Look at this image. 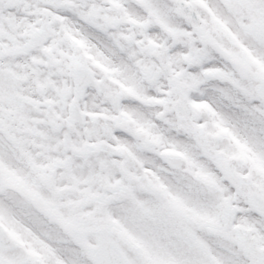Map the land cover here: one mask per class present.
Wrapping results in <instances>:
<instances>
[{
    "label": "snow or ice",
    "instance_id": "6c2138e0",
    "mask_svg": "<svg viewBox=\"0 0 264 264\" xmlns=\"http://www.w3.org/2000/svg\"><path fill=\"white\" fill-rule=\"evenodd\" d=\"M0 264H264V0H0Z\"/></svg>",
    "mask_w": 264,
    "mask_h": 264
}]
</instances>
